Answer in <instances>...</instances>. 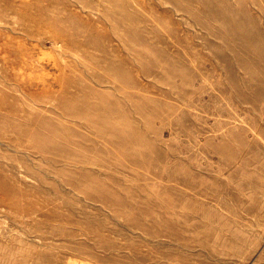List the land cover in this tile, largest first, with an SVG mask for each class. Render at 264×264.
Wrapping results in <instances>:
<instances>
[{
    "label": "rangeland",
    "instance_id": "obj_1",
    "mask_svg": "<svg viewBox=\"0 0 264 264\" xmlns=\"http://www.w3.org/2000/svg\"><path fill=\"white\" fill-rule=\"evenodd\" d=\"M0 264H264V0H0Z\"/></svg>",
    "mask_w": 264,
    "mask_h": 264
}]
</instances>
